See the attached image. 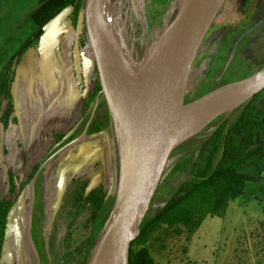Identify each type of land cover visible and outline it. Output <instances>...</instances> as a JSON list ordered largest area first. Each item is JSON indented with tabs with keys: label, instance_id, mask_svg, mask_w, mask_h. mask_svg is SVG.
<instances>
[{
	"label": "rangeland",
	"instance_id": "1",
	"mask_svg": "<svg viewBox=\"0 0 264 264\" xmlns=\"http://www.w3.org/2000/svg\"><path fill=\"white\" fill-rule=\"evenodd\" d=\"M38 1L0 0V5L7 4L10 10L8 13L3 7L0 12H4L0 15V73L36 28L28 16L31 11L28 8ZM180 1L112 0L109 8L125 26L126 41L121 42L120 48L128 62L141 66L148 50L160 54L169 35L162 33L171 25ZM248 4L249 0H227L222 6L197 53L193 65L197 70L192 69L184 104L205 97L227 83L250 78L264 68V0H252L251 12ZM241 20L242 28L233 30L234 23ZM255 33L256 42L252 43ZM84 49L86 74L91 75L87 81L96 91L99 86L102 88L98 66L91 50ZM87 117L89 121L90 115ZM92 117L93 128L100 130L83 133L85 118L82 127H73L67 139L74 140H63L64 146L43 164L35 182L21 196L10 237V261L5 264H82V257L67 256L76 254L91 230L90 212L74 206L76 196L82 187L87 189L93 183H103L115 193L119 176L117 139L113 129L110 130L107 111L102 109ZM18 123H21L19 118ZM3 126L1 123L0 127ZM26 131L20 130L22 134ZM35 140L30 145L27 139L20 140L24 145L20 150L15 142L0 138V148L21 155L26 146L25 153L32 156L35 149L44 150L48 145ZM191 146L178 147L169 164L179 160ZM18 163H23L20 156ZM186 176V172L180 171L162 180L151 202V214ZM4 180L9 184L7 176L0 173V198L7 195ZM109 231L108 226L102 243ZM182 231L159 230L152 236L146 246L156 264H264V174L258 181L247 182L245 193L230 202L224 216H208L194 234Z\"/></svg>",
	"mask_w": 264,
	"mask_h": 264
},
{
	"label": "water",
	"instance_id": "2",
	"mask_svg": "<svg viewBox=\"0 0 264 264\" xmlns=\"http://www.w3.org/2000/svg\"><path fill=\"white\" fill-rule=\"evenodd\" d=\"M111 2L86 0L74 30L73 61L78 82H82L83 72L80 41L86 33V47L98 66L119 155L116 201L88 264H130L132 243L141 233V224L172 153L217 118L238 109L264 89L263 68L250 78L227 83L205 97L184 104L197 53L225 0H203L187 13L189 1L181 0L171 25L162 33L169 35L155 62L149 93L144 102L132 100L122 87L109 46L106 25ZM74 9V5H68L50 19L44 26V34L71 23ZM96 186L91 184L87 191ZM113 193V189L109 190L108 196ZM20 200L21 197L8 214L0 264L10 261V237ZM108 226L110 231L102 243Z\"/></svg>",
	"mask_w": 264,
	"mask_h": 264
},
{
	"label": "trees",
	"instance_id": "3",
	"mask_svg": "<svg viewBox=\"0 0 264 264\" xmlns=\"http://www.w3.org/2000/svg\"><path fill=\"white\" fill-rule=\"evenodd\" d=\"M85 2L86 0H39L38 5L30 11L28 16L36 28L0 73V121L5 126L15 112L13 85L24 55L39 44L45 33V24L68 5L75 7L70 16L75 30ZM86 46L87 34L84 33L81 37V48ZM98 91H101V86L93 93L92 100ZM100 99L102 102L99 107L109 110L103 93ZM107 120L112 123L110 114ZM93 125L91 123L89 133L100 130V127L93 128ZM66 133L67 130L64 129L52 130L50 142L61 141ZM189 144L192 145L191 149L183 153L179 160L170 164L168 162L162 180L168 174L180 171L186 172L187 176L171 192V196L156 207L153 214L148 211L141 224V233L132 243L130 264H156L154 256L146 246L156 232L173 229L177 233L185 230L194 234L208 216H224L230 202L245 193L248 181H258L261 178L264 174V89L238 109L217 118L204 131L182 145ZM9 182V194L0 199V259L8 214L26 190L25 184L21 187L17 185L12 173L9 174ZM108 194L109 190L103 183L90 191L82 187L77 194L74 206L90 212L88 220L91 230L76 249V254L69 253L67 256L82 257V264L89 263L94 247L113 211L116 194Z\"/></svg>",
	"mask_w": 264,
	"mask_h": 264
},
{
	"label": "crops",
	"instance_id": "4",
	"mask_svg": "<svg viewBox=\"0 0 264 264\" xmlns=\"http://www.w3.org/2000/svg\"><path fill=\"white\" fill-rule=\"evenodd\" d=\"M37 5L31 4L28 10ZM3 7L9 13L7 4L0 5V12ZM74 42L71 23H64L59 31L54 29L44 34L40 43L26 52L13 87L15 115L21 123H12L8 130L0 127V138L12 143L25 138L29 145L36 138L40 145H45L52 128H69L78 120L82 95L77 91L73 71ZM22 128L27 130L25 134L20 132Z\"/></svg>",
	"mask_w": 264,
	"mask_h": 264
},
{
	"label": "flooded vegetation",
	"instance_id": "5",
	"mask_svg": "<svg viewBox=\"0 0 264 264\" xmlns=\"http://www.w3.org/2000/svg\"><path fill=\"white\" fill-rule=\"evenodd\" d=\"M226 1L227 0H225V3H226ZM251 3H252V0H249V4H248L249 5L248 7L250 8V11L249 12H251V11L254 10V8L252 7ZM218 16H219V14L217 15V17ZM217 17H216V19H217ZM242 23H243L242 20L240 21L239 24L234 23L233 30H236L237 31L239 28L241 29L242 28ZM212 25H214V22H213ZM215 27H216V23H215ZM227 36H230V35H227ZM236 36H235V38H236ZM254 36L255 37H252L251 38V40L253 39L252 43L256 42L255 39L257 38V34L255 33ZM224 38L225 37H223V39ZM235 38H234V40H235ZM80 45H81V41H80ZM72 48L74 49V45H73ZM73 49H72V62H73L74 77H75V81H76V83L78 85L77 91H78V93L80 95H82V98H81V110H80V114H79L78 120L74 123V125H72L69 128H59V127L52 128L49 131V133H48V138H47L48 145L46 143L45 145H47V146L45 147V149L43 148L44 150H41L42 149L41 148L39 151H37L34 154H32V156L29 154V152L28 153H25V150H27L26 146L24 148V153H21V155L19 153L14 152V150H9L8 148L4 149V147H3V152H0V173L2 174V176L3 175H6L7 178H8V181H9V174L12 173L13 176H14V179L16 180L17 185L21 187L22 184H25V187H24L25 189L30 184H32V182H35V180L38 177V173L40 172L41 168L43 167V164L45 162H47L49 159H51L53 156H55L54 155L55 152H57L60 148H62L64 146L65 143H63L64 142L63 140H68V139L69 140H74V138H72V137H69L67 139V136H68V134L70 133V131L72 130L73 127H75L76 125H77V128L79 126L82 127L81 123H82V120H84V118H85L86 119L85 120L86 121V124L84 125V130H82V131H83V133L90 134L89 133V128H90L91 123H92V119H93L92 116L95 113H99V111L102 110V109L103 110H106L103 107L102 108L99 107V103L102 102V100L100 99V95H101V93H103L102 88H101V91H98L97 96L95 97V99L92 100V95L96 91H94V86L93 85H89V83L87 81V78L88 77L90 78L91 75L88 76L86 74L85 58H84V53H83V51L85 49H82V48H81L82 49V59H83L82 82L81 83L78 82L77 75H76L75 68H74ZM256 57H258V55ZM193 70H197V67L193 68ZM15 80H16V76H15ZM13 87H14V85H13ZM191 89H192V85H191ZM80 92H82V93H80ZM104 98H105V95H104ZM14 99H15V96H14ZM105 101H106V98H105ZM14 111H15L14 114H12V116H10L11 118L9 120L8 125L5 126L3 124L4 125L3 128L5 130H8V128L11 126L12 123L18 124V117L15 115V113H16V103H15V110ZM106 111H107V117H108V115L110 113H109V110H106ZM89 115H90V117H89V121H88V117L87 116H89ZM87 121H88V123H87ZM1 123H2V121H0V124ZM110 125L112 126V128L110 130L113 129V131H114L113 124L110 123ZM56 128L67 130V133H66V135L63 137V139L61 141H58L57 140L56 142H50V139H49L50 133H51L52 130H55ZM16 144H17V146H18V148L20 150H23V146L24 145L22 144V142L20 140H18L16 142ZM0 151H1V148H0ZM12 152L15 155L11 156ZM2 155H3V157H2ZM19 156L23 158V163L22 164H19L18 163ZM12 157H14L15 159H12ZM4 181L5 182L3 184L7 188V195H8L9 194V191H10L11 185H10V182L8 184L6 182V180H4ZM85 189H86V187H85ZM4 198H0V199H4ZM76 198H77V196H76ZM6 227H7V225H6ZM5 232H6V230H5ZM4 240H5V237H4ZM3 244H4V242H3ZM2 250H3V245H2ZM1 254H2V251H1Z\"/></svg>",
	"mask_w": 264,
	"mask_h": 264
},
{
	"label": "bare ground",
	"instance_id": "6",
	"mask_svg": "<svg viewBox=\"0 0 264 264\" xmlns=\"http://www.w3.org/2000/svg\"><path fill=\"white\" fill-rule=\"evenodd\" d=\"M187 1H189V3L185 8V13L198 7L203 0ZM108 20L109 21L107 22L106 27L107 35L109 36V46L117 63L122 87L127 96H129L132 100L135 99L138 102H144L147 94L149 93L148 90L151 85L150 81L154 72V65L159 54L152 49L148 50L144 56V61L141 66H138L137 64L135 65L131 63V61L128 62V59L125 58L126 56L123 54L124 52H121L120 48L121 42L126 41L125 26L110 8H108ZM111 32L112 35H114L113 38H110Z\"/></svg>",
	"mask_w": 264,
	"mask_h": 264
}]
</instances>
